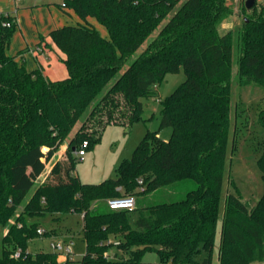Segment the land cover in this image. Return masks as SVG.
Returning a JSON list of instances; mask_svg holds the SVG:
<instances>
[{"label": "trees", "instance_id": "16d2710c", "mask_svg": "<svg viewBox=\"0 0 264 264\" xmlns=\"http://www.w3.org/2000/svg\"><path fill=\"white\" fill-rule=\"evenodd\" d=\"M65 2L81 20L49 34L68 70L59 80L40 68L28 70L19 60L24 50L8 54L17 23L0 12V222L8 223L21 207L3 235L0 264H212L232 85L237 80L264 88V5L257 11L256 0L242 25L222 32L223 19L233 12L230 0ZM182 65L186 79L161 101L155 142H142L116 178L82 182L74 174L75 150L85 137L91 145L107 124L140 120L142 99L156 96V85ZM257 122L264 131V104ZM164 127L172 129L168 140L158 135ZM64 142L66 153L34 187ZM257 151L264 183V137ZM183 180L194 186L176 200L138 205L135 197L131 209L107 204L124 192L146 194ZM48 214L55 219L82 214L80 259L61 260L54 250L29 251L41 227L30 218ZM222 220L220 264L264 260V191L249 207L234 186L226 194ZM153 249L160 260L145 261L144 253ZM202 250L208 255L199 261Z\"/></svg>", "mask_w": 264, "mask_h": 264}, {"label": "rangeland", "instance_id": "374dc122", "mask_svg": "<svg viewBox=\"0 0 264 264\" xmlns=\"http://www.w3.org/2000/svg\"><path fill=\"white\" fill-rule=\"evenodd\" d=\"M56 1L63 3L64 0ZM230 3L233 6V12L223 19L220 26L222 32L237 29L242 25L244 18L248 17L253 10V7L246 8L245 1L235 3L230 0ZM180 4L181 2L178 5ZM256 4L255 9L258 11L264 5V0H257ZM235 73L234 71V76H236ZM185 79V68L182 65L177 72L168 73L166 78L156 85V96L142 99L144 110L140 120L135 121L132 125L128 123L107 124L101 138L87 148L85 159L80 160L76 156L74 174L85 183H99L107 178H116L119 174V167L125 161L131 159L136 151L141 150L142 142L147 141L150 144L155 142L154 131L158 129L160 123L161 101L178 88ZM236 81L232 85V125L229 132L220 195V216L217 223L214 247L211 251L212 264H220L219 245L227 192L234 191V186H237L247 205L253 207L264 191L261 171L257 166V147L259 141L264 137V131L257 122V114L264 104V88L253 82L248 85H239ZM105 119H107V116ZM91 124L92 121H89L88 125L91 126ZM171 133L172 129L170 127H164L158 135L159 138L168 140ZM85 139L90 142L89 137H85ZM66 150L67 148L63 151L64 154ZM55 159L56 156L47 162L46 171L51 169ZM38 182L39 179L34 187L37 186ZM193 186V180H183L146 194L126 193L122 190V193L124 192L122 196L133 195L137 198L138 205H147L179 199ZM98 203L101 206L104 205L103 201ZM20 211L21 207L18 208L8 223L0 222V256L3 252L4 232ZM30 219L39 221L41 227L48 232V234L40 235L29 241L28 249L32 253L52 251L53 248L50 242L53 236H59L56 240L62 242L73 241V256L76 260L80 259L85 253L82 214L61 215L56 219L48 214ZM112 250H116L115 247H112ZM207 255L208 253L202 250L196 255V258L201 261ZM143 259L148 262H157L160 260V255L155 249L148 250L144 253ZM262 262L258 261L253 264H263Z\"/></svg>", "mask_w": 264, "mask_h": 264}, {"label": "crops", "instance_id": "0c3cea01", "mask_svg": "<svg viewBox=\"0 0 264 264\" xmlns=\"http://www.w3.org/2000/svg\"><path fill=\"white\" fill-rule=\"evenodd\" d=\"M0 12L11 14L17 23L7 47L8 54L16 55L24 50L19 60H23L27 69L40 68L51 80H59L68 76L67 67L62 60L64 54L52 42L49 34L56 28L81 20L73 9L62 7V3L56 0H22L19 3L15 0H0ZM89 20L103 35L108 36L105 27L95 19L90 18ZM66 148L67 143L64 142L53 156H56L55 161L64 154L63 151ZM46 169L39 177L38 184L49 173L50 169L48 171ZM57 238L59 236L51 237V242ZM71 243L73 244V241ZM60 259H65V256L61 255ZM262 263L264 264V260Z\"/></svg>", "mask_w": 264, "mask_h": 264}, {"label": "built area", "instance_id": "2783aa9c", "mask_svg": "<svg viewBox=\"0 0 264 264\" xmlns=\"http://www.w3.org/2000/svg\"><path fill=\"white\" fill-rule=\"evenodd\" d=\"M17 3H19L22 0H15ZM246 0H232V2L235 3H241ZM62 7H66V2L65 0L62 3ZM9 25V23H7ZM90 146V142L88 139H85L81 142L79 147L75 150L76 156L79 157L80 160L85 159L86 151L87 148ZM140 183H142V180H139ZM107 204L109 205L110 208L112 209H122V208H134L136 205V199L134 196H124V197H114V198H109L107 200ZM45 229L43 227H40L38 229V233L40 235H43L45 233ZM51 247L53 248L54 251H57L61 253V255L65 256V258L69 257L71 259H75L73 256L74 250H73V245L71 242H62L59 240H54L51 242ZM19 253H16V256H18Z\"/></svg>", "mask_w": 264, "mask_h": 264}, {"label": "water", "instance_id": "95a60500", "mask_svg": "<svg viewBox=\"0 0 264 264\" xmlns=\"http://www.w3.org/2000/svg\"><path fill=\"white\" fill-rule=\"evenodd\" d=\"M256 3V0H246L245 1V6L246 8L250 9L251 7H253Z\"/></svg>", "mask_w": 264, "mask_h": 264}]
</instances>
